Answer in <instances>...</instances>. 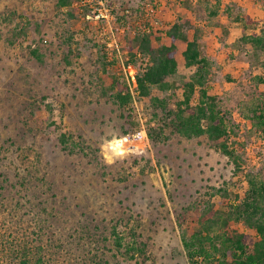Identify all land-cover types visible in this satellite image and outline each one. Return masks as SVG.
<instances>
[{"label": "rangeland", "instance_id": "obj_1", "mask_svg": "<svg viewBox=\"0 0 264 264\" xmlns=\"http://www.w3.org/2000/svg\"><path fill=\"white\" fill-rule=\"evenodd\" d=\"M261 1L74 0L58 9L57 0H0V264H188L181 237L197 226L192 211L226 209L218 190L238 204L248 176L264 183V132L249 120L264 70L237 44L264 32ZM246 16L258 23L246 25ZM178 19L209 59L206 86L238 170L206 136L142 138L159 118L131 85L147 60L131 57L130 32L165 31ZM184 48L175 80L193 71L183 66ZM109 75L130 85L129 105L103 95ZM43 110L54 123L41 126ZM113 226L124 242L146 243L145 253L116 249Z\"/></svg>", "mask_w": 264, "mask_h": 264}, {"label": "trees", "instance_id": "obj_2", "mask_svg": "<svg viewBox=\"0 0 264 264\" xmlns=\"http://www.w3.org/2000/svg\"><path fill=\"white\" fill-rule=\"evenodd\" d=\"M73 1L57 0L56 7L64 8L71 5ZM254 5L259 17H264L262 8L264 1ZM77 12V9L70 10L67 15L73 18ZM244 20L247 22L246 25L256 22L249 16H246ZM119 21L123 27L125 18L121 17ZM246 25L244 27H247ZM190 29L186 20L178 19L165 31L130 32L132 37L128 51L131 57L138 55L147 60L142 73L132 74L131 85L135 88L138 97L148 99L152 105L155 110L153 119L159 118V124L154 127L150 125L151 122L148 123L144 133L146 138L154 143L168 139L169 134H178L186 139L206 136L238 170L240 158L235 156L233 150L222 140L229 132L227 122L218 109L214 96L210 94L206 86L209 59L203 53L197 35L190 36ZM126 34L124 31L123 35L126 36ZM10 43L14 46L12 42ZM237 44L243 47L244 53L256 60V63H259L264 70V32L253 31L250 34H243L237 40ZM179 45L185 46L181 53L183 66L186 69L192 68L193 71L188 77L175 80L178 71ZM68 55L75 56L79 53L69 48ZM104 57L105 55H100L99 59L102 66L106 67L108 64ZM128 64L130 66V63ZM257 80L264 83L262 77H258ZM104 84L106 87L103 95L108 94L119 106L125 107L133 100L130 85L127 82H119L117 77L109 75L108 82ZM151 90H156L162 96H152ZM195 93H197L198 102L192 105ZM260 95L261 97L250 109L249 120L264 132V92ZM47 112L43 110L41 113V126L47 121L50 124L54 123L53 117ZM130 123L135 124L132 116H130ZM145 135L143 134V139ZM59 141L66 145L67 137L62 134ZM247 185L244 198L238 204H230L228 194L224 190H218L224 200L221 206L224 208L226 206V209L220 210L208 204L201 213L192 211L191 216L197 226L193 231L183 232L181 237L188 264H264V183L255 177L248 176ZM127 234L132 235L131 231ZM120 235L116 226H113L111 237L116 249L124 248L126 252H137V254H144L147 250L146 243L137 239L124 242L125 238ZM132 236L135 238V234ZM20 263L27 264L25 260H21ZM35 264H39V261ZM90 264L100 263L92 261Z\"/></svg>", "mask_w": 264, "mask_h": 264}, {"label": "built area", "instance_id": "obj_3", "mask_svg": "<svg viewBox=\"0 0 264 264\" xmlns=\"http://www.w3.org/2000/svg\"><path fill=\"white\" fill-rule=\"evenodd\" d=\"M98 17V16H97ZM129 68V67H128ZM143 134L145 135V133H144V131H143ZM144 138H146V135H145V137Z\"/></svg>", "mask_w": 264, "mask_h": 264}]
</instances>
